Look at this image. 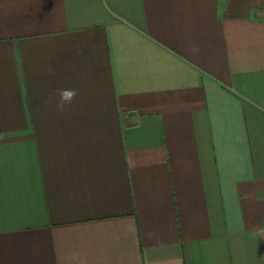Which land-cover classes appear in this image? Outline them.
Instances as JSON below:
<instances>
[{
	"label": "crops",
	"instance_id": "obj_1",
	"mask_svg": "<svg viewBox=\"0 0 264 264\" xmlns=\"http://www.w3.org/2000/svg\"><path fill=\"white\" fill-rule=\"evenodd\" d=\"M0 264H264V0H0Z\"/></svg>",
	"mask_w": 264,
	"mask_h": 264
}]
</instances>
